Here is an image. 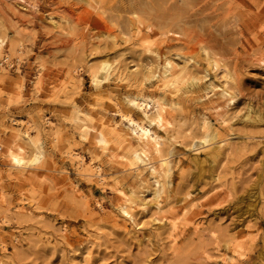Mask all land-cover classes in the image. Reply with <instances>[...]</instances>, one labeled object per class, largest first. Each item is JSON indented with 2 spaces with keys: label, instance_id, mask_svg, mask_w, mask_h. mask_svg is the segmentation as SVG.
Wrapping results in <instances>:
<instances>
[{
  "label": "rangeland",
  "instance_id": "1",
  "mask_svg": "<svg viewBox=\"0 0 264 264\" xmlns=\"http://www.w3.org/2000/svg\"><path fill=\"white\" fill-rule=\"evenodd\" d=\"M26 1L0 0V264H264V0ZM169 61L172 88L161 83ZM226 78L235 99L216 119L207 101ZM137 96L170 115L171 126L150 125L167 176L153 154L127 170L137 143L110 130ZM78 117L108 152L80 139ZM16 146L28 157L40 146V162L11 168Z\"/></svg>",
  "mask_w": 264,
  "mask_h": 264
},
{
  "label": "bare ground",
  "instance_id": "2",
  "mask_svg": "<svg viewBox=\"0 0 264 264\" xmlns=\"http://www.w3.org/2000/svg\"><path fill=\"white\" fill-rule=\"evenodd\" d=\"M21 1L23 3H27L26 0H21ZM89 1L90 0H88L87 3H89ZM28 3L29 4H27V7L22 6L23 10L27 11L35 8L33 4H30L31 2ZM92 8L94 10L96 9V7H92ZM13 12L14 15H17L15 11ZM147 30L148 29H146V31ZM137 35L140 37L141 43L148 50H150L153 44L150 41L149 34L147 32H144L142 29H140V27H137ZM7 46H8L7 36L0 35V55L2 54L3 49ZM12 50L15 51L14 46H12ZM109 68L110 67L108 65H105L101 69V71H95L93 73V78L95 82H98L102 76L104 75L107 76L109 74ZM98 72H100L101 74L100 76ZM178 72L179 70H177V66L173 62L169 61L167 64V70H165L163 72V75L161 76V83L164 86H167L168 88L175 87L178 79L177 78ZM229 81L230 79L226 78V82L223 85L219 87L216 86L217 91H219L217 93L218 94L217 98L215 100L210 99L207 101V103L211 104L210 110L212 111L216 119L223 120L224 116L227 113L226 109L228 108L229 104L234 102L235 94L233 93V90L229 85ZM199 100L202 101V99ZM129 103L132 106L131 109H126L125 107L117 106L116 109L112 112L111 119L114 122V124L112 123L111 125L112 128L110 129L111 132L115 133L114 135L117 138H122L123 140H125L130 148L134 146V143H137L138 147L134 146L136 148L131 150L129 157L127 155L122 156L123 160L128 161L125 167L129 171H136L143 165L147 164V162L150 160V157H152L153 154L160 159L159 160L160 166L163 170L164 176H167V172L170 168V162L163 155V138L162 136L158 135L156 132H153L150 127V125H155L156 127L159 128H166L172 125V122L170 120V115L167 113L165 109L166 105L164 103L156 102L153 98L140 97V96L129 99ZM134 110L140 111L138 117L134 112ZM82 114L84 116H89L88 114L85 113ZM115 117H119L120 122L115 121L116 120ZM76 122L79 123V127L81 129L79 131L80 139L91 140L94 147H96L98 150L100 151L102 150V152L104 151L108 152L109 150V148H107L108 140L106 139V136L101 129L95 126H94L95 128L94 127L90 128L85 123V120L79 117L76 119ZM203 123L204 126L206 123H208L206 118L204 119ZM15 136H17L16 132H15ZM25 136L30 138L28 133H25ZM42 156H43V150L40 146L36 148L35 152H32V155L30 157H28V155L26 156L25 150L22 147L16 146L15 150L9 149L7 154V163L13 169H17L20 171H27L33 169L32 167L40 162ZM83 161H81L80 163H83ZM99 170H100V166L98 164L97 165L94 164L92 166V163H89L87 176L89 177H92V175H95V177L96 175L100 176ZM119 193L124 199L123 200L124 204L122 205V212L124 216L133 219L134 216L132 215L130 209L131 202L127 194L124 191H120ZM178 215H179L178 212H173L171 214V219L169 218V221L171 222L172 225L171 229L173 232L177 227L176 223L173 220ZM217 251L220 254L219 258L221 261L226 262L230 259L229 246L224 245L223 247H219ZM234 252L239 253V251L235 249ZM239 254L243 255L244 251H240ZM208 258L211 259L210 256Z\"/></svg>",
  "mask_w": 264,
  "mask_h": 264
}]
</instances>
